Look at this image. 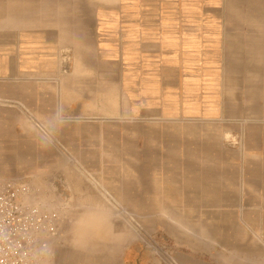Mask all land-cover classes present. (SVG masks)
<instances>
[{
    "label": "crops",
    "instance_id": "crops-1",
    "mask_svg": "<svg viewBox=\"0 0 264 264\" xmlns=\"http://www.w3.org/2000/svg\"><path fill=\"white\" fill-rule=\"evenodd\" d=\"M59 53L78 70L62 79L60 107ZM1 102L0 166L40 163L59 134L84 149L92 133L104 146L107 127L121 135L123 123H146L151 167L145 189L131 186L130 210L160 218L178 243H202L194 225L233 220L239 164L245 195L253 180L264 190V150L241 163L219 157L214 130L247 123L264 149V0H0Z\"/></svg>",
    "mask_w": 264,
    "mask_h": 264
},
{
    "label": "rangeland",
    "instance_id": "rangeland-1",
    "mask_svg": "<svg viewBox=\"0 0 264 264\" xmlns=\"http://www.w3.org/2000/svg\"><path fill=\"white\" fill-rule=\"evenodd\" d=\"M72 56L59 53V107L64 78L78 73L70 68ZM19 111L25 113L26 120L31 122L24 109ZM215 124L219 157L241 163L249 156H263L264 149L250 141L245 131L247 123ZM120 132L121 135L107 127L104 146L98 141L97 134L92 133L89 138L91 147L84 149L67 148L64 135L59 134L61 140L52 143L56 148L45 149L40 163L0 166V175L29 181L43 190L55 189L70 199V223L60 229L52 264H134L138 254L143 256L145 264H264V210L257 209L258 195L262 201L260 204H264V190L258 194V182L253 180L250 182L253 190L249 196L245 195V178L243 180L242 176L248 165H238V196L233 201L237 211L232 214L228 229L220 225L219 229L217 226L208 229L194 225L195 235L202 243L181 244L158 226L160 218L130 210L131 202L135 204V199L132 201L129 195L131 186L138 183V191L146 187V174L151 167L146 164V157L151 154V149L146 147V123H123ZM40 135H37L38 139L44 144V134L40 132ZM162 136L177 141L176 132L161 133ZM176 153V149H171L165 155L176 156ZM157 155L160 153L155 149ZM103 158L111 163H94ZM82 160L91 163L83 164ZM234 172L236 174V170ZM136 203H140L139 198ZM196 215L187 216L192 224V217ZM193 227L184 232L192 238Z\"/></svg>",
    "mask_w": 264,
    "mask_h": 264
},
{
    "label": "built area",
    "instance_id": "built-area-1",
    "mask_svg": "<svg viewBox=\"0 0 264 264\" xmlns=\"http://www.w3.org/2000/svg\"><path fill=\"white\" fill-rule=\"evenodd\" d=\"M70 199L0 175V264H52Z\"/></svg>",
    "mask_w": 264,
    "mask_h": 264
},
{
    "label": "bare ground",
    "instance_id": "bare-ground-1",
    "mask_svg": "<svg viewBox=\"0 0 264 264\" xmlns=\"http://www.w3.org/2000/svg\"><path fill=\"white\" fill-rule=\"evenodd\" d=\"M1 104H3V103L1 102ZM2 106H3V105H2ZM22 124H23L22 126H23V127H26V128H27L28 126L32 127L31 122L28 121V120H26V119H25V122L22 123ZM37 129H38V128H37ZM37 129H36V130H37ZM41 129H42V127H41ZM37 131H38L39 133H40V132L43 133L44 136L47 137V132H46V131H44V130L42 131V130H40V129H38ZM65 159H67V158H65ZM68 160H69V159H68ZM69 162L71 163L70 160H69ZM72 162H73V161H72ZM63 163H64V162H63ZM65 164H66V163H65ZM68 164H69V163H68ZM69 165H70V164H69ZM69 165H68V166H69ZM68 166H67V167H68ZM70 166H71V165H70ZM65 167H66V166H65ZM78 167H79V166H78ZM75 168H76V167H75ZM75 168H74V169H75ZM70 169H72V168H70ZM80 169H82V168H80ZM66 170H67V169H66ZM76 170H77V169H76ZM72 171H74V170L72 169ZM78 171H79V170H78ZM80 171H82V170H80ZM83 172H84V171H83ZM80 174H81V173H80ZM42 176H43V175H42ZM42 176H41V177H42ZM45 177H47V176H45ZM44 179H45V178H44ZM49 179H50V178H49ZM38 182H39V181H38ZM40 182H41V180H40ZM67 188H68V187H67Z\"/></svg>",
    "mask_w": 264,
    "mask_h": 264
},
{
    "label": "flooded vegetation",
    "instance_id": "flooded-vegetation-1",
    "mask_svg": "<svg viewBox=\"0 0 264 264\" xmlns=\"http://www.w3.org/2000/svg\"><path fill=\"white\" fill-rule=\"evenodd\" d=\"M131 255V253H129V256ZM127 260H129V258H126ZM125 259V260H126ZM126 264V263H125ZM134 264H145L144 263V258L142 255L138 254L135 258Z\"/></svg>",
    "mask_w": 264,
    "mask_h": 264
}]
</instances>
